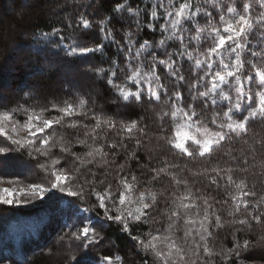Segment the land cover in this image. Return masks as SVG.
Wrapping results in <instances>:
<instances>
[{
  "label": "snow or ice",
  "instance_id": "snow-or-ice-1",
  "mask_svg": "<svg viewBox=\"0 0 264 264\" xmlns=\"http://www.w3.org/2000/svg\"><path fill=\"white\" fill-rule=\"evenodd\" d=\"M125 11L135 18L134 30L129 27L114 31L110 26L113 17H106L98 22L102 40L94 46H83L94 23L84 14L75 25L68 24L70 32L53 28L51 33H40L39 38L45 41V47L52 45L68 59L89 62L99 56L109 66L88 71L105 81L117 101L163 103L167 111L161 110V127L169 124L164 141L174 157L178 154L210 160L226 146L227 151L215 165L199 172H191L166 158L161 161L162 166L151 168L150 181L143 183L167 177L174 189H165L168 195L160 208L158 193L140 190L141 181L127 170L130 161L139 163L137 150L148 134L147 127L139 121L117 122L97 114L88 110V100L83 97L42 107L18 104L9 108L0 103V137H4L0 141V184H11L13 181L6 178L19 175L9 170L13 159L10 154L25 151L33 159L43 157L44 163L38 166L53 178L49 187L35 183L29 184L28 190L0 187V204H26L52 189L81 202L94 196L96 205L92 208L81 209L74 200H67L59 209L72 221L67 227L75 228L68 239L83 250L79 257L71 258L73 264H97L87 250L102 239L93 226L98 216L83 215L96 207L103 210L106 220L122 225L130 236L131 226L157 223V217L163 218V230L131 236L153 256L155 264H237L242 253L264 243V236L257 245L236 237V232L244 226L250 228L251 222H264V196L258 197L255 184L250 186L248 182L249 176H264V138L248 135L250 122L264 121V0H151L150 7L133 8L126 2L113 9L114 13ZM141 13L148 16L147 23L141 21ZM118 20L127 23L122 16ZM145 28L159 39L141 42L139 35ZM117 33L123 43L116 39ZM51 37H56L55 44ZM110 47L115 48V58L106 54ZM51 111L58 115L43 118L44 113ZM18 116H23V123ZM89 117L95 121L91 127L82 122ZM54 126L76 129L77 143L86 148L78 155L71 153L70 145H60L61 152L70 153L77 163L74 169L61 167V159L52 155L57 144ZM81 129L84 139H79ZM24 130L27 134L20 137ZM112 130L119 135V142H110L106 135H100ZM126 141H134L136 150L127 152L125 163L117 164L118 154L128 149ZM93 168L103 177L97 178ZM85 172L93 179L78 183ZM199 178L208 181L203 191L194 188ZM97 185H103V190L98 191ZM212 191L227 196L217 200ZM21 195L28 198L21 199ZM159 196L164 197V193ZM229 201L230 223L241 227L232 233L231 248L216 249L210 241L214 240L215 230L224 227L221 211ZM82 220L86 222L77 227ZM180 230L183 236L177 238ZM120 260L115 257L117 264ZM102 261L113 264V257L104 256Z\"/></svg>",
  "mask_w": 264,
  "mask_h": 264
},
{
  "label": "trees",
  "instance_id": "trees-1",
  "mask_svg": "<svg viewBox=\"0 0 264 264\" xmlns=\"http://www.w3.org/2000/svg\"><path fill=\"white\" fill-rule=\"evenodd\" d=\"M128 3L135 8L139 5L143 8L145 5L151 6V0H0V82L2 68L11 64L13 76L8 79L7 87L2 90L0 103L6 104L9 108H15L18 104L27 107L28 105L50 106V103H60L66 99H76L83 97L88 100V110L94 111L97 114L109 116L117 122L123 120L125 122L137 120L148 129V134L144 137L142 147L137 150L139 163L133 160L128 163V169L132 174H135L141 181L140 190H152L158 193L160 200L159 207H164V199L168 193L165 191H173L169 178L162 177L158 182L143 183L150 181V169L156 166H162L161 161L165 158L169 161L179 164L181 167H187L191 172L202 171L206 167H211L217 163L219 157L227 151V146L220 149L217 157L210 160L195 157H180L168 150V146L164 141L165 132L169 124H163L160 119V113L163 109L167 111L163 103L157 104L155 101L142 103H128L117 101L111 89L107 86L104 80L99 79L93 72L88 71L92 67H104L109 65L102 61L99 56L92 57L89 62L81 60L68 59L62 53L54 50L52 45L45 47V41L39 38L40 33H51L53 28H60L64 33L71 30L67 27L69 23L75 25L81 14L92 20L93 28L85 37L83 46H94L101 43L102 36L100 33L98 22L106 17H113V30H127L134 25L132 20L125 11L123 13H114L113 9L117 4ZM123 17L127 23L119 22L118 18ZM143 23H147L148 16L141 13L140 17ZM162 23V21H161ZM116 39L123 43L122 36L117 33ZM139 39L152 40L159 39L158 35H154L149 29L145 28L140 32ZM52 43L57 42L56 37H51ZM42 49V50H40ZM108 57L115 58L117 53L114 47L106 48ZM189 65H185L187 69ZM3 80V79H2ZM25 93H28L26 96ZM72 93H75L73 96ZM199 111V109H197ZM39 114V113H38ZM58 115L55 111L43 114V118H53ZM17 119L24 122L23 116H18ZM90 127L95 124V121L89 117L82 121ZM55 136L57 144L52 148V155L61 159V167L65 169H74L78 165L74 161L70 153H62L60 145L69 146L71 153L82 155L86 148L77 143V130L70 127H56ZM50 134H51V130ZM26 130L20 133V136L26 135ZM170 134V133H169ZM101 136H107L108 140L119 142V135L115 130L101 132ZM250 137L264 138V121L256 120L250 122L249 133ZM15 138V137H14ZM79 139H84L83 129L80 130ZM4 137H0L3 141ZM127 151L121 150L117 156L116 163H125L127 152L136 150L135 142H127ZM105 151H109L107 148ZM13 159L9 162V170L12 173H17V179L26 181L35 177L42 181L44 187H49V182L53 179L49 174L45 173L38 165L44 163L43 157L33 159L28 156V153L17 152L10 154ZM67 160V163L64 161ZM27 164L29 168L24 172H19L21 167ZM19 166V171L13 166ZM91 167V166H90ZM115 168V165H113ZM40 169V170H39ZM84 170H82L83 172ZM92 171L97 172V178H102L103 173L93 168ZM259 172V169H256ZM42 173V174H41ZM191 173H189L190 175ZM114 176L115 173L113 172ZM44 178V179H43ZM93 177L86 172L81 175L77 182L82 183L85 180H92ZM204 178H199L194 185V188H204L201 186ZM249 185L255 184L257 196H264V176H249ZM190 186L192 182L190 181ZM206 183V182H205ZM97 190L102 191L103 185H97ZM115 188V184L113 185ZM182 191V190H181ZM163 192L164 197L159 196ZM216 196L217 200H224L227 193L221 192L217 195L215 191L211 193ZM45 199L38 204L32 205L31 208L16 207L13 205L0 204V211L4 216L12 219L16 212L20 214H36L45 208L55 209L61 201L74 200L81 208H92L96 205L94 196L89 195L86 201L81 202L76 198L67 196V193L59 192L52 189L46 193ZM225 206L221 211L222 222L231 221L232 217L228 215V207ZM94 215L98 219L94 221L93 226L101 235L102 239L95 247L89 248L88 255L95 261H100L104 256L113 257V264H117L115 257L119 256L121 260L118 264H155L154 258L150 253H146L131 236L146 234L152 229L163 230L166 227V221L163 218L157 217L159 222L138 224L131 226V236L122 230V225L106 220L103 210L98 207L93 212L83 213L85 216ZM93 216V217H94ZM56 220L49 222L55 223L56 226L49 227V224H37L35 218L29 231L35 235L33 237L30 248H26L25 254L15 255L12 261L7 262L5 258L0 259L4 264H70L67 258L66 249L63 248L67 242L66 238L70 236L75 228L67 227L68 224L62 223V215H56ZM239 218V217H237ZM68 220L67 223H71ZM12 227L19 233L20 226L16 223H6L3 228L10 230ZM81 226V225H80ZM42 227V228H41ZM79 227V225H77ZM226 226L216 229L214 240L210 241L211 246L218 243L226 248L232 247L233 231L239 229L240 225H235L233 230L224 229ZM39 228L41 232L38 234ZM12 231V230H11ZM18 236V235H17ZM177 238L183 236V230L176 233ZM264 236V222L256 224L251 222V227L244 226L241 231L236 232V237L243 241L250 240L252 244L257 245L260 238ZM20 237V236H19ZM217 243V244H215ZM237 264H264V243L251 248L249 251L242 253Z\"/></svg>",
  "mask_w": 264,
  "mask_h": 264
},
{
  "label": "rangeland",
  "instance_id": "rangeland-1",
  "mask_svg": "<svg viewBox=\"0 0 264 264\" xmlns=\"http://www.w3.org/2000/svg\"><path fill=\"white\" fill-rule=\"evenodd\" d=\"M1 73H2V77H1V82H0V96L2 95V90L5 88H8L7 82H8L9 77L11 78L13 76L12 65L11 64L6 65L5 68H2ZM22 136H24V135H22ZM22 136H20V137H22ZM20 137H15V138H20ZM25 165H26V168L21 167V169L19 168V166H16V165L13 167H15L18 171L20 169L19 172H24L29 168V166L27 164H25ZM38 168L39 167H37V169ZM6 179L12 180L13 183H11V184L3 183V184H0V187H14L17 189V191H19V188H21V187H23L25 190H28V185L33 184V183L42 184L43 186H45L42 181L38 182V180L37 181L34 180V179H37L35 177H31V179H27L26 181H24V180L17 179V176L13 175V176L7 177ZM204 179L205 180H203V183L201 185L203 188L208 183L207 179L206 178H204ZM20 198L26 199L28 197L21 195ZM43 199H45V197H36L34 199H30L29 203H26V204L22 203L19 205L13 204V206L31 208L32 205L38 204L41 200L43 201ZM63 202L64 201H61L59 206L55 209L45 208L41 212L36 213V214H30V213L20 214V213L16 212L15 216L12 219H9L8 216H4V213H2L0 211V259L5 258L7 260V262H10L13 260L12 257H14L17 254H25L27 249L31 247V246H29L27 248V246L31 244L32 239H33V237H35V235L33 233H31L32 231H29V227L32 226L33 220L35 218H38V219H35V221L37 222L38 225H40L41 223L43 225H45V224L47 225V224H49V222L56 220V218H57L56 215H62V223L69 224V223H67V221L69 220L67 215L64 212L59 210L60 208L64 207ZM81 209H83V208H81ZM91 216H94V215H91ZM94 218H95V216H94ZM13 222H16L20 226L18 234L14 230L12 225L10 227L11 228L10 230H6L5 228H3L4 224L13 223ZM85 222L86 221H83V220L78 221L77 225H79V227H82ZM54 226H56L55 223L49 224V227H54ZM224 226H226L224 229H230V230H233V228L235 227V226L231 225V223L229 221H226L224 223ZM41 228H39L38 234L41 232ZM68 237L66 238L67 242L64 244L63 248H65L67 251L66 254H67V258L69 260V263L73 264V261L71 258L73 256L79 257L82 254L83 250L76 248L75 247L76 242L70 241L68 239ZM215 244H217V243H215ZM214 247L216 249H219L221 247V244L218 243ZM94 260H96V259H94ZM0 264H4V263L0 262ZM97 264H107V262H104L101 259L100 261L97 260Z\"/></svg>",
  "mask_w": 264,
  "mask_h": 264
}]
</instances>
